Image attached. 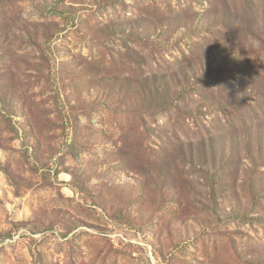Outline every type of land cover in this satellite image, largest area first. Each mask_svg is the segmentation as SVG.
<instances>
[{
	"label": "rangeland",
	"instance_id": "rangeland-1",
	"mask_svg": "<svg viewBox=\"0 0 264 264\" xmlns=\"http://www.w3.org/2000/svg\"><path fill=\"white\" fill-rule=\"evenodd\" d=\"M259 139L264 0H0V264H264Z\"/></svg>",
	"mask_w": 264,
	"mask_h": 264
},
{
	"label": "trees",
	"instance_id": "trees-1",
	"mask_svg": "<svg viewBox=\"0 0 264 264\" xmlns=\"http://www.w3.org/2000/svg\"><path fill=\"white\" fill-rule=\"evenodd\" d=\"M139 36L140 37L142 36L144 38H147V37L152 38L155 35H153V33H149V32L148 33L137 32V37H139ZM183 73H185V72H182V74ZM193 79H194L193 75L187 76L184 74V81L186 83L189 84V83L193 82ZM179 86H180V80L179 79H177V78L171 79L170 84H165V86H164V89L166 91L165 93H167V95L168 94L173 95V94H175V92L177 91V87H179ZM257 133H261V131L257 130ZM249 146H251L250 149L252 151H254L255 154L257 153L259 156L264 155V145L260 141V139L257 141V145L255 147L254 146L252 147V145H250V144H249ZM231 147L233 148V145ZM215 150H217V147H215ZM212 165H213L214 171H216V160L215 159H214ZM216 176H217V172H212V176H211L212 180H215L217 178Z\"/></svg>",
	"mask_w": 264,
	"mask_h": 264
}]
</instances>
